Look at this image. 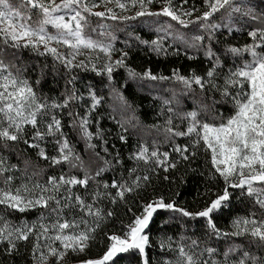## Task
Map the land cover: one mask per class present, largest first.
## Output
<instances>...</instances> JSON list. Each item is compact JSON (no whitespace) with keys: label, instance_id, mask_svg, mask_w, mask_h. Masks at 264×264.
<instances>
[{"label":"snow or ice","instance_id":"1","mask_svg":"<svg viewBox=\"0 0 264 264\" xmlns=\"http://www.w3.org/2000/svg\"><path fill=\"white\" fill-rule=\"evenodd\" d=\"M0 264H264V0H0Z\"/></svg>","mask_w":264,"mask_h":264}]
</instances>
